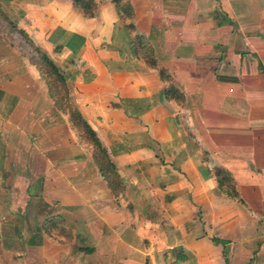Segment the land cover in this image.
Instances as JSON below:
<instances>
[{"label": "crops", "instance_id": "1", "mask_svg": "<svg viewBox=\"0 0 264 264\" xmlns=\"http://www.w3.org/2000/svg\"><path fill=\"white\" fill-rule=\"evenodd\" d=\"M0 1V264H264V0Z\"/></svg>", "mask_w": 264, "mask_h": 264}, {"label": "trees", "instance_id": "2", "mask_svg": "<svg viewBox=\"0 0 264 264\" xmlns=\"http://www.w3.org/2000/svg\"><path fill=\"white\" fill-rule=\"evenodd\" d=\"M117 5L118 11L120 12V16L122 20L126 23V26L130 30H134V10L129 2L125 0H113ZM74 6L78 9L84 16L92 18L94 16V11L96 10L98 4L96 0H74ZM0 18L7 19L6 14L2 8L1 1H0ZM6 22L3 21L2 24L5 25L4 28L7 27ZM1 24V26H2ZM14 25V26H13ZM15 28V24H9V28ZM16 29V28H15ZM24 33V32H21ZM138 43H140V47L142 49L149 50V43L143 39L136 37ZM37 52V56L40 57L41 61H37L39 68L42 70L45 79L47 80L48 84L53 87L55 84V80L59 81L60 84L63 82L60 80V75L58 72L57 67L55 64L39 49L35 48ZM150 54V53H149ZM152 65L156 66L157 61L152 60ZM54 83V84H53ZM62 90L56 89L55 91L59 93L58 96L54 94V99H56V106L60 109L64 114H66L69 118L72 128L76 131L81 141L93 146L94 149V161L96 166L99 168L102 176L108 181L109 186L112 191H116L120 181H119V174L116 170L115 165L111 162L109 155L106 149L103 147L102 143L98 139L95 131L91 128L90 124L87 120L83 117L82 113L78 109V107L73 103V101L69 97V92L67 87L63 84L61 86ZM219 172V171H218ZM219 172L218 179H220V184H231V180H227V178ZM233 191H230L232 193ZM57 224L59 227V221L57 220ZM61 225L63 223H60ZM54 225V224H53ZM53 227V226H52ZM57 227V228H58ZM62 231H64L62 229Z\"/></svg>", "mask_w": 264, "mask_h": 264}, {"label": "rangeland", "instance_id": "3", "mask_svg": "<svg viewBox=\"0 0 264 264\" xmlns=\"http://www.w3.org/2000/svg\"><path fill=\"white\" fill-rule=\"evenodd\" d=\"M2 22H3V19L0 18V26H1ZM20 44H25L22 39L20 41ZM176 264H183V262L181 260H179V261H176Z\"/></svg>", "mask_w": 264, "mask_h": 264}]
</instances>
